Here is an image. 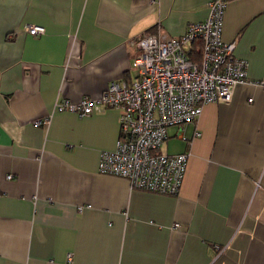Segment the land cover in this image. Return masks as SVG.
<instances>
[{
    "label": "crops",
    "instance_id": "1",
    "mask_svg": "<svg viewBox=\"0 0 264 264\" xmlns=\"http://www.w3.org/2000/svg\"><path fill=\"white\" fill-rule=\"evenodd\" d=\"M210 1L0 0V264H264V0H225L221 37L251 81L204 103L186 138L167 128L163 153H187L177 193L99 172L117 109L55 107L133 79L132 41L181 35Z\"/></svg>",
    "mask_w": 264,
    "mask_h": 264
},
{
    "label": "built area",
    "instance_id": "2",
    "mask_svg": "<svg viewBox=\"0 0 264 264\" xmlns=\"http://www.w3.org/2000/svg\"><path fill=\"white\" fill-rule=\"evenodd\" d=\"M208 7L207 16L189 23L181 35L142 33L134 39L132 44L138 53L131 68L136 75L130 81L111 80L96 97L55 103L56 109L79 116L88 115L101 105L117 109L120 135L112 150L100 151L99 172L125 177L131 187L178 192L187 153L158 150L167 138V128L178 126V135L186 138L184 127L197 118L204 103L229 101L237 84L251 81L247 77V60L234 55L235 41L221 37L226 1L211 0ZM25 30L34 35L43 33L45 28L29 24ZM48 121L44 117L33 123Z\"/></svg>",
    "mask_w": 264,
    "mask_h": 264
},
{
    "label": "rangeland",
    "instance_id": "3",
    "mask_svg": "<svg viewBox=\"0 0 264 264\" xmlns=\"http://www.w3.org/2000/svg\"><path fill=\"white\" fill-rule=\"evenodd\" d=\"M134 71V70H133ZM135 72V71H134ZM171 130V126L168 127V131ZM175 137H167L161 146L158 148L160 152H166L167 151V146L170 145V148L173 147V145L176 143Z\"/></svg>",
    "mask_w": 264,
    "mask_h": 264
}]
</instances>
